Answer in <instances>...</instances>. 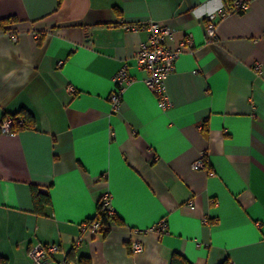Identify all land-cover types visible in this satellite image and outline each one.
<instances>
[{
    "label": "crops",
    "instance_id": "obj_1",
    "mask_svg": "<svg viewBox=\"0 0 264 264\" xmlns=\"http://www.w3.org/2000/svg\"><path fill=\"white\" fill-rule=\"evenodd\" d=\"M231 1L0 0V123L22 108L35 118L0 129L6 264H35L38 242L59 245L44 264H169L173 251L191 264H264V0L218 18L208 40L205 16ZM150 21L175 29L171 47L192 35L165 109L133 64L148 32L125 27ZM123 62L131 80L112 111ZM200 157L207 169L192 168ZM31 184L50 196L42 215ZM105 194L123 224L82 231Z\"/></svg>",
    "mask_w": 264,
    "mask_h": 264
},
{
    "label": "built area",
    "instance_id": "obj_2",
    "mask_svg": "<svg viewBox=\"0 0 264 264\" xmlns=\"http://www.w3.org/2000/svg\"><path fill=\"white\" fill-rule=\"evenodd\" d=\"M250 0H233L230 5L219 8L216 11L210 12L205 16L206 20V36L208 40H216V24L220 17H223L231 12L245 11L249 7ZM126 29L139 30L145 28L148 32L146 40L139 43L137 52L134 57V66L146 73L144 78L145 84L154 93L158 107L167 108L171 105L168 97L166 77L174 69L175 61L180 56L183 47L192 46V35L186 34L180 41L177 47H171L167 43V39L174 37L175 29L170 25L160 24L156 21H150L144 24L128 23ZM15 40L16 34L12 35ZM129 63L123 62L113 77V87L109 93V101L112 106V111H118L121 100L123 86L131 80L128 72ZM72 90V88H70ZM21 123L19 117H5L0 123L2 132L11 133L10 128L13 123ZM193 169H207V162L204 157H200L192 163ZM102 201L109 214H114L112 211L110 196L105 194L102 196ZM166 221L162 219L156 226V229L163 231L166 229ZM91 229L92 231H100L101 224L99 220H94L88 223L86 220L82 222L81 230ZM80 239H77L74 246H77ZM133 252H138L143 249V244L140 241L133 240L130 243ZM59 250L57 243H36L32 245L28 254L35 264H44L48 257L52 256ZM72 264V263H68Z\"/></svg>",
    "mask_w": 264,
    "mask_h": 264
},
{
    "label": "trees",
    "instance_id": "obj_3",
    "mask_svg": "<svg viewBox=\"0 0 264 264\" xmlns=\"http://www.w3.org/2000/svg\"><path fill=\"white\" fill-rule=\"evenodd\" d=\"M60 3L61 0H57V6H59ZM238 12H243V11H238ZM3 116L6 117V114H4ZM8 116H11L13 118L19 117L21 119V123L15 122L11 126L10 132L13 134L21 130L33 128L35 126L34 115L25 108H22L18 112ZM30 192H31L34 212L38 215L44 214L45 206L50 204L51 201L49 194L42 192L39 186L36 184L30 185ZM94 220L100 221L101 224L100 231L103 233V235L109 232L112 224H118V225L123 224V221L118 217V215H116L115 213L114 214L108 213L106 207L103 204L102 197H100L97 201L95 214L92 217L86 219L88 223H91ZM74 259H75V252L71 250L67 255V261L70 262ZM0 260H1V264H6V260L4 258L0 257ZM78 261L81 264L91 263L90 259L84 256H80ZM169 264H191V263L184 255H182L177 251H173L169 259ZM217 264H230V263L228 258H224L221 261H219Z\"/></svg>",
    "mask_w": 264,
    "mask_h": 264
}]
</instances>
